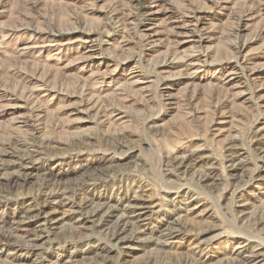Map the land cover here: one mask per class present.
Returning a JSON list of instances; mask_svg holds the SVG:
<instances>
[{"label":"rangeland","instance_id":"374dc122","mask_svg":"<svg viewBox=\"0 0 264 264\" xmlns=\"http://www.w3.org/2000/svg\"><path fill=\"white\" fill-rule=\"evenodd\" d=\"M247 258L264 0H0V264Z\"/></svg>","mask_w":264,"mask_h":264},{"label":"bare ground","instance_id":"6f19581e","mask_svg":"<svg viewBox=\"0 0 264 264\" xmlns=\"http://www.w3.org/2000/svg\"><path fill=\"white\" fill-rule=\"evenodd\" d=\"M135 207V206H134ZM130 214V213H129ZM126 216H128L129 217V215H126ZM124 218V217H123ZM126 219V218H125ZM121 220V219H120ZM127 220V219H126ZM122 222H124V221H122ZM126 223H128V222H126ZM129 224V223H128ZM124 229H126V228H124ZM120 232V231H119ZM253 257H255V256H253ZM250 259H253V258H247L246 259V264H252V262L254 261V260H252V261H250ZM241 264V263H240ZM245 264V263H244Z\"/></svg>","mask_w":264,"mask_h":264}]
</instances>
